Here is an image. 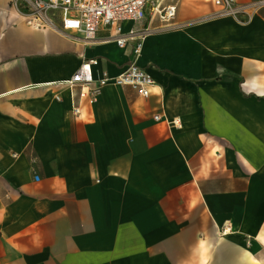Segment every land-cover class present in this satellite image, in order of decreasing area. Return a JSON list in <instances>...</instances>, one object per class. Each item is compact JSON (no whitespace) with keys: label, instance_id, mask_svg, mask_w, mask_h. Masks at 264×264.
<instances>
[{"label":"crops","instance_id":"obj_1","mask_svg":"<svg viewBox=\"0 0 264 264\" xmlns=\"http://www.w3.org/2000/svg\"><path fill=\"white\" fill-rule=\"evenodd\" d=\"M216 10L178 3L182 64L156 58L153 34L135 60L114 28L86 42L8 12L0 264H264V7L247 24L197 21ZM89 60L96 78L135 60L155 84L147 97L109 85L81 104L65 82Z\"/></svg>","mask_w":264,"mask_h":264},{"label":"built area","instance_id":"obj_2","mask_svg":"<svg viewBox=\"0 0 264 264\" xmlns=\"http://www.w3.org/2000/svg\"><path fill=\"white\" fill-rule=\"evenodd\" d=\"M12 8L25 23L35 29L50 28L61 34H80L86 42H94L102 27L114 28L115 40L123 48L130 40L135 41L133 55L135 60L141 56L144 41L151 28L138 29L135 24L158 18L171 24L177 17L178 3L165 4V0H12ZM216 11L198 22L215 18H232L240 24L251 22L255 11L264 7V0H213ZM252 10V11H251ZM133 26L125 31L123 24ZM133 60L119 75L103 73L96 78L92 66L97 60L84 62L71 80L65 82L70 88H79L80 103L94 105L105 87L109 85L135 89L141 96L147 97L155 84L153 76L144 67ZM57 100H60L57 97ZM75 116L81 113L80 105L73 111ZM155 116V120H160ZM170 124L179 127L181 121L176 118Z\"/></svg>","mask_w":264,"mask_h":264},{"label":"rangeland","instance_id":"obj_3","mask_svg":"<svg viewBox=\"0 0 264 264\" xmlns=\"http://www.w3.org/2000/svg\"><path fill=\"white\" fill-rule=\"evenodd\" d=\"M12 0H0V32L2 31L4 27V18L7 16L8 12L10 10H14L12 8ZM181 0H165V4L171 3V2H177L180 4ZM204 2H207V0H203ZM209 1V0H208ZM15 11V10H14ZM150 16H148L149 18ZM157 18V17H156ZM159 20V19H158ZM157 22V21H156ZM166 24L163 22H158V24L153 25V27H159L157 29H152L148 36L153 34L155 36H152L150 38H154L155 41L160 42L161 52L160 55L156 58L159 59L162 57L170 60H176L177 62L183 63V44L181 42H176L182 40L178 35H175V31L177 29H181L179 25H173ZM146 27V26H145ZM179 51V52H178ZM161 56V57H160Z\"/></svg>","mask_w":264,"mask_h":264}]
</instances>
